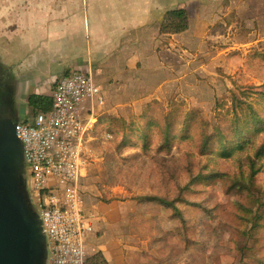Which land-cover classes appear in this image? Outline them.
Listing matches in <instances>:
<instances>
[{"label": "rangeland", "instance_id": "374dc122", "mask_svg": "<svg viewBox=\"0 0 264 264\" xmlns=\"http://www.w3.org/2000/svg\"><path fill=\"white\" fill-rule=\"evenodd\" d=\"M221 6L184 8L197 50L168 52L158 70L149 60L142 117L102 115L91 135L79 191L89 244L102 234L111 261L264 264V0ZM8 75L21 110L26 87ZM89 244L85 264L106 258Z\"/></svg>", "mask_w": 264, "mask_h": 264}, {"label": "crops", "instance_id": "0c3cea01", "mask_svg": "<svg viewBox=\"0 0 264 264\" xmlns=\"http://www.w3.org/2000/svg\"><path fill=\"white\" fill-rule=\"evenodd\" d=\"M223 1L17 0L18 42H12L11 56L16 54L24 86L32 87L31 94L49 96L61 75L87 72L100 87L104 103L109 104L103 111L105 104L93 108L90 114L95 122L102 115L127 119L130 109L138 115L136 106L149 102V60L158 64V70L159 59L168 52L197 50L196 42L187 44L188 32L158 34L164 14L193 4L221 8ZM215 17L211 15L210 21ZM197 41L201 45L202 37ZM179 60L181 67L192 66L193 61L184 56ZM45 88H49L47 93H39ZM104 246L99 234L89 244V256L101 250L109 264H119L111 261Z\"/></svg>", "mask_w": 264, "mask_h": 264}, {"label": "built area", "instance_id": "2783aa9c", "mask_svg": "<svg viewBox=\"0 0 264 264\" xmlns=\"http://www.w3.org/2000/svg\"><path fill=\"white\" fill-rule=\"evenodd\" d=\"M47 113L30 110L15 134L29 167V184L40 208L52 264H85L92 225L84 214L79 181L91 156L93 108L103 93L87 72L62 75L50 94Z\"/></svg>", "mask_w": 264, "mask_h": 264}, {"label": "water", "instance_id": "95a60500", "mask_svg": "<svg viewBox=\"0 0 264 264\" xmlns=\"http://www.w3.org/2000/svg\"><path fill=\"white\" fill-rule=\"evenodd\" d=\"M31 89L22 91L26 107ZM28 112L0 120V264H52L40 208L30 189V170L14 130Z\"/></svg>", "mask_w": 264, "mask_h": 264}, {"label": "flooded vegetation", "instance_id": "af4514ba", "mask_svg": "<svg viewBox=\"0 0 264 264\" xmlns=\"http://www.w3.org/2000/svg\"><path fill=\"white\" fill-rule=\"evenodd\" d=\"M17 11V0H0V120L4 117L13 119L20 113H27L29 110V107L25 106H22L20 110L19 98L16 102L15 79L12 75H8V71L12 70L18 76V82L23 79L16 57H14L16 54L11 56L10 47V42H18ZM6 69H8L7 72H4ZM20 94H22V90ZM20 94L19 97H22Z\"/></svg>", "mask_w": 264, "mask_h": 264}, {"label": "trees", "instance_id": "16d2710c", "mask_svg": "<svg viewBox=\"0 0 264 264\" xmlns=\"http://www.w3.org/2000/svg\"><path fill=\"white\" fill-rule=\"evenodd\" d=\"M188 29H189V19L187 12L184 9H174L167 11L164 14L162 22L158 27V34L166 35V36H175L185 33L186 31H188ZM27 101H28V106L32 108L35 112L47 113L51 109V100L49 96L33 94L29 96ZM243 105L245 107H248V104L246 103H243ZM237 110L238 107H235V111ZM144 111L145 109L141 110L139 116H137L134 119H138L142 117ZM98 124H100V119L96 121L95 126H97ZM95 126H94V130H95ZM168 128H169V124H165L163 128V132H167ZM94 130L91 132L90 136L95 135ZM93 143L94 142H92L91 145ZM95 145H96V141H95ZM89 147H90V143H89ZM252 175L253 172L251 171L250 177ZM90 260L92 264H109L100 253H97L94 256H92Z\"/></svg>", "mask_w": 264, "mask_h": 264}]
</instances>
